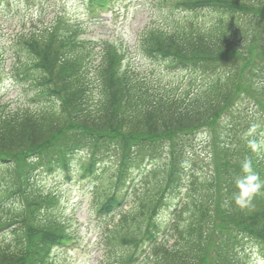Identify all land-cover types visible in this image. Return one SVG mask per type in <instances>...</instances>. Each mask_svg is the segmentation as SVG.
I'll use <instances>...</instances> for the list:
<instances>
[{
  "label": "trees",
  "instance_id": "obj_1",
  "mask_svg": "<svg viewBox=\"0 0 264 264\" xmlns=\"http://www.w3.org/2000/svg\"><path fill=\"white\" fill-rule=\"evenodd\" d=\"M160 1L205 12V24L196 19L188 33L159 31L148 38L151 59L206 79L179 96L124 68V57L111 46L101 67L90 71L89 53L73 46L75 34L59 26L18 37L16 68L32 94L27 99L37 101L0 107V229L18 224L3 239L9 245L0 240V264H60L76 241L72 217L44 193L46 173L94 174L99 204L111 209L123 204L126 196L119 193L127 195V173L135 167L152 175L140 189L132 187L135 204L108 237L105 264H125L132 249L152 246L164 226L161 216L188 180L175 227L179 245L157 264H249L250 252L264 258V191L250 209L233 199L245 157L264 180V154H253L248 143L264 134V0ZM250 124L238 162L226 161L223 174L218 170L208 180L195 162L196 138L208 131L217 140L222 130L236 133L235 139ZM94 153L111 159L102 171H95ZM86 155L92 162L81 161ZM248 244L254 248L243 250Z\"/></svg>",
  "mask_w": 264,
  "mask_h": 264
},
{
  "label": "rangeland",
  "instance_id": "obj_2",
  "mask_svg": "<svg viewBox=\"0 0 264 264\" xmlns=\"http://www.w3.org/2000/svg\"><path fill=\"white\" fill-rule=\"evenodd\" d=\"M53 4V2H48L44 6V9L48 6L44 11L45 15L43 10H41L44 15L43 19H41V21H43L42 24H40L41 21H39L40 9L39 11H37V8L32 9L31 7L33 6H26V8L10 1L1 7L0 47L4 49L7 45H11L12 40L16 35L21 31L25 32V29L40 30L42 27L49 26L56 14L55 6ZM126 4L127 0H124L120 1L117 5L122 7L120 10L121 16L118 18V21L116 20L115 15L104 14L98 20L105 21V26H92L90 28L92 33H89L88 37L95 39H119L122 41L125 46L129 48V56H127L126 62L129 61L132 67H135L137 71L143 73L145 76L151 77L155 85L159 84L161 86L168 85L175 87L179 85V91L185 89L193 90L203 87L206 83L205 78L199 76L196 77L195 75L190 74L172 73L161 67H155L145 61L143 54H141L137 47L142 32L150 27L153 28L156 25L173 32L177 27L172 24V19H182V26L186 23L188 24L189 18L186 19V16L181 14L169 16V11H172L173 6H170L169 8L165 7L166 9L162 10V13L160 14L159 12L153 13V8L150 5L142 3L138 8L134 6L127 8L125 6ZM50 5H52V7H49ZM56 9H58V7ZM59 11L65 13L68 12L67 9H62L61 7H59ZM113 23H115V26ZM114 29H116V31L113 34L112 32ZM0 53L1 55L8 57L6 67L10 68L12 60L10 59L12 56L11 52L8 51L5 53L4 50H2ZM9 91L7 97L4 98L3 101H17L18 93L11 89ZM221 132L222 130L217 134V137H219L217 140H214L208 131L200 133L198 136L199 138H196L194 150L201 156L198 158V163L204 167L207 173L215 172V165H218V167L221 166L219 159L216 158L217 155L222 156L225 153V156L222 157L228 159L229 157H232V149L238 146L237 138L234 139L236 133L228 134L223 132L221 134ZM237 137L240 138L241 133ZM214 148H218L220 153L217 155L214 154ZM56 183L57 180L52 179H48L45 182L47 187L53 189L58 187ZM81 188L82 187L79 186L75 187L76 190L73 193L70 192L69 196H67V192L65 193V196L67 197L72 195V203L76 202L78 204H83L77 215L78 224L77 226L72 227L73 230L74 228H78L77 237L79 244L73 246L72 250L68 253V261L65 263L63 260V264H103V227L102 224H99L101 221H98L97 216H90L88 213L91 206V196L89 194L86 195L85 191ZM128 208L129 207L126 209Z\"/></svg>",
  "mask_w": 264,
  "mask_h": 264
},
{
  "label": "clouds",
  "instance_id": "obj_3",
  "mask_svg": "<svg viewBox=\"0 0 264 264\" xmlns=\"http://www.w3.org/2000/svg\"><path fill=\"white\" fill-rule=\"evenodd\" d=\"M248 143L253 154H264V142L253 139ZM240 168L241 174L235 177L237 192L233 199L238 207L250 209L253 206L254 197L264 191V180L254 172L251 157H245Z\"/></svg>",
  "mask_w": 264,
  "mask_h": 264
}]
</instances>
